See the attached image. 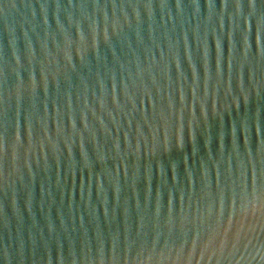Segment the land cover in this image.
Returning a JSON list of instances; mask_svg holds the SVG:
<instances>
[{"label": "water", "instance_id": "1", "mask_svg": "<svg viewBox=\"0 0 264 264\" xmlns=\"http://www.w3.org/2000/svg\"><path fill=\"white\" fill-rule=\"evenodd\" d=\"M0 264H264V0H0Z\"/></svg>", "mask_w": 264, "mask_h": 264}]
</instances>
